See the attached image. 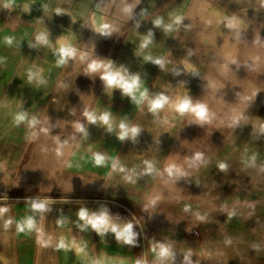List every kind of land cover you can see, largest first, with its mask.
I'll return each instance as SVG.
<instances>
[{
  "label": "rangeland",
  "instance_id": "obj_1",
  "mask_svg": "<svg viewBox=\"0 0 264 264\" xmlns=\"http://www.w3.org/2000/svg\"><path fill=\"white\" fill-rule=\"evenodd\" d=\"M127 5L134 6L131 16L123 12ZM176 15L184 19L172 32L153 24L157 18L168 24ZM233 16L242 22L237 29L226 27ZM0 29V147H31L32 163L48 160L49 167H29L23 175L68 186L22 187L49 205L93 198L127 206L129 213L120 208V214L138 233L137 261L156 264L152 249L163 243L175 256L168 264H186L189 251L191 264H264L262 0H0ZM109 29L110 36L101 34ZM149 31L152 43L141 49ZM41 32L48 44L37 41ZM60 37L86 58L58 66ZM146 56L164 58L165 68ZM96 58L139 74L149 97L188 95L202 102L211 122L197 123L167 108L153 113L147 102L137 105L119 89L107 91L98 75L85 74L88 60ZM29 73L44 82L35 77L29 82ZM85 109L110 112L113 131L89 124ZM21 112L28 120L17 124ZM33 118L38 123L31 126ZM121 121L141 129L135 141L119 140ZM77 122L87 137L76 131ZM45 147H66L65 157ZM74 147L114 150L104 171L73 172L68 161L75 159ZM198 153L204 162L191 165ZM113 158L124 171H113ZM148 163L154 166L151 173ZM170 163L186 175L170 178L165 171ZM129 174L134 182L125 179Z\"/></svg>",
  "mask_w": 264,
  "mask_h": 264
},
{
  "label": "crops",
  "instance_id": "obj_2",
  "mask_svg": "<svg viewBox=\"0 0 264 264\" xmlns=\"http://www.w3.org/2000/svg\"><path fill=\"white\" fill-rule=\"evenodd\" d=\"M23 22L27 23V21ZM16 30L20 33V29L16 28ZM48 148L58 153L63 152L62 156L65 157L66 147H45L49 152ZM108 148L105 150L103 147H74L73 152L77 153L74 155L75 159L68 161L70 170L80 172L84 168H97L104 171L109 165L114 150L112 147ZM32 151L31 147H0V207L8 209L7 212L0 214V264H136L139 249L137 239L134 245H127L118 242L111 232L100 236L91 228L81 229L79 225L82 221L77 216L81 207H87L92 211L107 208L117 222L129 221V218L120 214V208H124L129 213L127 206L125 208L108 199L104 200L110 201L111 204H99L93 198H86L76 203H52L44 212L32 209L33 201L42 198L34 197V192H28V187L22 185L36 183L44 186L51 183L48 178L38 179L35 182L33 177L28 178L23 175V169L29 167H49L48 160L46 163H43V160L32 163ZM83 152L87 154L81 155ZM95 152L109 158L105 165L94 164ZM125 157L129 159L132 155ZM51 184H56L58 189L68 187L63 185L66 183L61 180ZM69 187L81 190L78 185ZM113 204L119 207L115 208ZM28 217L35 220L36 228L21 231L17 223ZM9 220L12 221L11 224H8ZM61 241L65 244L63 248L59 246ZM77 247L83 248V252H77Z\"/></svg>",
  "mask_w": 264,
  "mask_h": 264
},
{
  "label": "clouds",
  "instance_id": "obj_3",
  "mask_svg": "<svg viewBox=\"0 0 264 264\" xmlns=\"http://www.w3.org/2000/svg\"><path fill=\"white\" fill-rule=\"evenodd\" d=\"M262 4H264V0H262ZM133 7V5H127L124 7L123 12L126 15L131 16ZM59 13L60 10H57V14ZM183 19L184 17L179 15L172 16L171 22L165 24L162 18H157L153 21V24L156 27H163L164 31L169 33L177 28L182 23ZM241 23V20L233 16L228 18L226 27L229 29H237L241 26ZM111 33L112 29L101 32L102 35L109 36ZM36 39L41 44L49 43L48 35L44 32H41L39 35H37ZM152 40L153 33L149 31L148 34L143 37L140 48H147L152 43ZM8 42L11 43V40ZM57 43L58 47L56 49V53L58 56V66L66 64L69 59L74 60L79 57L81 60H84L87 56L86 53L79 52L78 49L64 37H60ZM145 60H149L153 64L159 65L161 69H164L166 65V60L162 57L153 58L152 56H146ZM85 74L98 75L107 91L110 92L113 89H119L122 94L131 97V99L137 105L147 102L149 110L153 113H158L160 110L167 108L174 110L181 116L186 114L190 115L193 118V121L197 123L202 124L211 122L207 107L202 102L194 103L192 98L188 95L177 97L174 100L163 94L157 95L155 97H149L147 89L143 87L139 74H132L127 68L123 66H115L114 62L110 59L96 58L88 60L87 67L85 68ZM34 77L40 83L44 82L42 79H40L39 74L33 73H29V82H32ZM83 116L89 124L99 123L106 126L108 132L111 133L113 131V121L110 112L105 111L103 113L97 114L95 111L85 109ZM242 118V114L234 117L232 119L233 125L237 124ZM26 120H28V115L26 112L18 113L15 116V122L17 124L25 122ZM36 123L38 122L34 118L29 121L31 126H34ZM118 127L119 131L117 132V136L121 141L126 139L135 141L141 131L138 126L130 125L126 121H121ZM75 129L87 137L88 131L83 123L77 122L75 124ZM262 131H264V129H262ZM108 160L109 158L102 153H93V162L96 166H103ZM203 162V156L199 153L189 161L191 165H197ZM111 167L113 171H124V168L120 166L119 160L116 158L112 159ZM218 167L221 171H224L226 170L227 165L225 163H220ZM153 171V164L148 163L146 172L151 173ZM165 171L170 178H179L180 176L186 175L183 169L174 163H170ZM125 179L129 182H134L133 176L131 174L127 175ZM50 202V200H34L31 207L35 211L44 212L48 210V205ZM155 202V200H152L151 204H155ZM7 211L8 209L6 207H0V214ZM77 216L79 217V220L82 221V224L79 225L81 229L91 228L100 236H104L106 233L111 232L115 235V238L118 242L127 245H134L136 243L138 233L134 230V223L132 221L117 222L107 208H101L99 211H92L87 207H81L77 213ZM200 219H203V217H200ZM11 223L12 221L9 220L8 224ZM17 225L21 231L33 230L36 228L35 220L32 217H28L25 220L18 222ZM59 246L62 248L65 247L64 242L61 241ZM76 250L77 252H83V248L80 247H77ZM152 251L155 253L156 264H168L169 261L175 258L171 246L167 244H156L153 246ZM190 256L191 252L189 251L184 257L186 264H191ZM136 264H147V262L138 260Z\"/></svg>",
  "mask_w": 264,
  "mask_h": 264
}]
</instances>
